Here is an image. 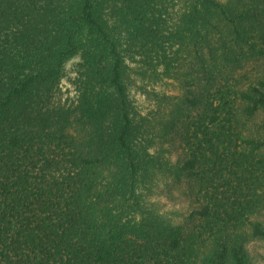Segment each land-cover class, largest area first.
<instances>
[{
    "label": "trees",
    "instance_id": "16d2710c",
    "mask_svg": "<svg viewBox=\"0 0 264 264\" xmlns=\"http://www.w3.org/2000/svg\"><path fill=\"white\" fill-rule=\"evenodd\" d=\"M0 264H264V0H0Z\"/></svg>",
    "mask_w": 264,
    "mask_h": 264
},
{
    "label": "rangeland",
    "instance_id": "374dc122",
    "mask_svg": "<svg viewBox=\"0 0 264 264\" xmlns=\"http://www.w3.org/2000/svg\"><path fill=\"white\" fill-rule=\"evenodd\" d=\"M222 1H226V0H222ZM78 59H79V58L77 57V58L74 60V62H76ZM74 62L72 61V62L69 63L68 65H69V66L72 65ZM256 66H258V65H257V64L255 65V63L247 64L243 69L240 70V72H241V71H242V72H243V71H247V70L251 69L252 67H256ZM64 88L72 92V89L70 88V86H69L68 83L64 84ZM175 143H176V145H178V142H175ZM174 193L177 194V191L174 192ZM163 197H164L163 199L166 200L169 204H171V203L173 202L172 200H170V199L167 198L166 196H163ZM176 205H178V203H176ZM250 247H252V250H253L254 253H256L258 250H259V251L262 250V246H261V243H260V242L252 243Z\"/></svg>",
    "mask_w": 264,
    "mask_h": 264
}]
</instances>
